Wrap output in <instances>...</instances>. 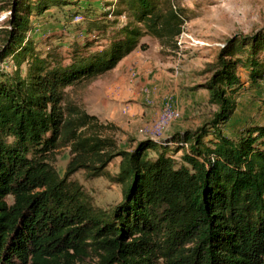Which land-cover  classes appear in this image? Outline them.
<instances>
[{
    "label": "trees",
    "instance_id": "obj_1",
    "mask_svg": "<svg viewBox=\"0 0 264 264\" xmlns=\"http://www.w3.org/2000/svg\"><path fill=\"white\" fill-rule=\"evenodd\" d=\"M71 4L0 0L10 12L0 65L17 66L0 70V264H264V122L223 130L244 86L239 69L252 85L264 81V26L227 39L206 64L198 88L217 108L209 121L124 150L107 134L115 126L67 101L68 89L114 70L146 37L175 46L185 11L172 0H117L126 23L107 12L67 56L37 52L26 39L31 17ZM62 148L71 154L63 176ZM80 171L120 185L121 203L94 205L72 180Z\"/></svg>",
    "mask_w": 264,
    "mask_h": 264
},
{
    "label": "rangeland",
    "instance_id": "obj_2",
    "mask_svg": "<svg viewBox=\"0 0 264 264\" xmlns=\"http://www.w3.org/2000/svg\"><path fill=\"white\" fill-rule=\"evenodd\" d=\"M176 7L184 9L185 24L183 26V43L172 47H164L157 40L146 37L142 43L145 49L135 50V56L130 65L128 79L131 88L127 89L126 98L106 97V86L114 82L110 74L82 82L68 89L67 101H70L87 113H94L105 124L115 126L107 134L113 136L121 149L131 150L135 146V138H145L141 131H146L159 117L143 124L138 112L144 108H154L161 112L162 104L171 98L180 111L181 116L174 121L166 131L175 125L188 129H197L209 121L216 112V107L208 102V92L199 89L208 78L203 70L207 63L214 62L227 39L234 35H248L264 26V0H172ZM72 4L64 8H50L41 16L31 17V29L26 34V39L34 43L37 52L46 54L58 51L67 56L71 46L84 40L88 33L90 21L103 16L109 20L117 19L126 23L127 18L114 16L117 0H71ZM9 11L0 13V48L5 39V29L8 28L7 19ZM76 15H82L84 21L79 24L71 23ZM106 39L97 40L99 45L105 44ZM136 61L147 62L150 80L145 82L137 68ZM13 59H6L0 65V70L13 74L16 72ZM22 75H26V65L21 67ZM127 73V72H126ZM239 75L244 83L238 98L236 110L237 119L223 128L228 135L230 131L240 124L244 127L247 123L259 124L264 119V81L252 85L248 80L247 70L240 68ZM145 82V83H144ZM151 96L149 105L139 102L136 94ZM134 94V95H133ZM156 96V97H155ZM106 105L110 107L106 108ZM106 109V110H105ZM113 116V117H111ZM242 121V123H241ZM241 127V128H242ZM237 131L228 136H234ZM187 130V129H186ZM171 136V135H170ZM169 137V136H168ZM71 159L70 149L62 148L58 151L56 169L61 176ZM117 158L107 168L111 176L119 173ZM72 180L79 182L84 190L92 197L94 205L110 210L118 206L123 200L122 187L110 178L88 179L84 171L72 176Z\"/></svg>",
    "mask_w": 264,
    "mask_h": 264
},
{
    "label": "crops",
    "instance_id": "obj_3",
    "mask_svg": "<svg viewBox=\"0 0 264 264\" xmlns=\"http://www.w3.org/2000/svg\"><path fill=\"white\" fill-rule=\"evenodd\" d=\"M135 56H138V54L136 53V51H134L132 54H130L128 57H126L122 62H120V64L114 70L108 72L110 74V76L112 78H114V82H112V84L106 86V89H105V92L107 94L106 97H107L108 100H110L109 98H120L121 100H123V99L126 98V95L128 93L127 92L128 91L127 89L131 88V85L129 84L131 80H129L130 78L128 79V76H130V74H129L130 68H128V67L126 68V66L128 64L130 65V63L134 59H136ZM135 63H137L136 66H137L138 69L141 68L139 70V73L141 74L142 79L145 82L147 81L146 78H148V80H150V74H149V71H148L147 62H145V64H144V62L136 61ZM108 73H106V74H108ZM136 95H137V98H138L139 102H141L143 104L146 103V104L149 105V102L153 100V99H151V96L150 95L147 96L144 93H142V94H138L137 93ZM105 107L108 108V107H110V105H106ZM89 114L97 116L94 113H89ZM138 114L141 116L139 119L142 120V123L143 124H146V123L150 122L151 120L155 119L156 117H158V115L160 114V112H158V110L157 109H154V108L153 109L152 108H144V110L143 111L140 110L138 112ZM111 117H113V116H111ZM236 119H237V117H236V113H235L234 116L232 117L231 121L228 123V125L232 121H234ZM261 121L264 122V119H261ZM241 123H242V121H241ZM241 125H243V123L240 124L239 126H237L236 129L234 128L232 130V132L237 131L239 128H241L242 127ZM186 129H188V128H186L184 126H181V125L172 126V127H170L166 131V133H167L166 137H168V136H170V135H172V134H174L176 132L184 131ZM232 132L230 131V133H228V135L232 134ZM144 139H146V138H144V137H142V138H135V139H133L135 141L134 144L136 145L137 142L142 141Z\"/></svg>",
    "mask_w": 264,
    "mask_h": 264
},
{
    "label": "built area",
    "instance_id": "obj_4",
    "mask_svg": "<svg viewBox=\"0 0 264 264\" xmlns=\"http://www.w3.org/2000/svg\"><path fill=\"white\" fill-rule=\"evenodd\" d=\"M84 21V17L82 15H76L71 20V23L79 24ZM81 35H85L81 33ZM183 35L179 38V45L183 43ZM181 116L180 111L177 109L173 100L171 98H167L162 106L159 117L152 123V125L146 131H141L146 139H152L155 141L163 140L165 130L176 120H178Z\"/></svg>",
    "mask_w": 264,
    "mask_h": 264
}]
</instances>
